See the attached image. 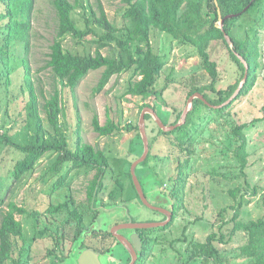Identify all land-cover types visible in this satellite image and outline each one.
<instances>
[{
  "label": "rangeland",
  "instance_id": "obj_1",
  "mask_svg": "<svg viewBox=\"0 0 264 264\" xmlns=\"http://www.w3.org/2000/svg\"><path fill=\"white\" fill-rule=\"evenodd\" d=\"M70 1L79 3L73 17L81 28L86 26L83 16L85 9L82 4L87 10L92 6L98 11L99 1L103 3L109 19L117 26L121 25L125 9V4L121 0ZM2 10L3 6L0 4V11ZM239 26L232 28V35L244 31V29L240 30ZM57 28L58 19L51 0H36L32 15L31 43L27 55L32 67L33 81L38 93L47 137L52 140H56L58 136L48 120L43 105L51 97L56 84L55 74L50 67H47V62L50 58L51 45L56 39ZM258 30L261 37L262 66L258 71V81L253 90L235 105L232 116L211 118L208 115L210 112L205 111L204 114L208 116L203 121L198 117L195 120L199 122L198 124L202 123L201 126L196 131L188 129V133L195 139L197 154L191 159L189 166L185 201L178 211L177 218L165 233L167 241L155 248L151 259L153 264H181V253L184 254L186 264L194 254L195 243L206 242L213 231L220 232L219 226L223 222L220 212L225 207L237 206L243 201L240 211V218L243 221L264 218V120L253 121L264 114V28ZM117 35L121 36V33ZM95 38L94 35H89L85 41L78 42L68 35L64 45L73 53L95 54L98 48V45L92 41ZM151 39L156 51L166 60V65L156 83V90H162L167 86L163 95L164 101L156 99L154 102L158 115L167 126H170L173 125L178 114L187 107L189 92L209 82L210 77L202 64V59L192 46L184 45L175 41L170 35L158 31L152 33ZM102 52L104 55H115L116 43L113 41L112 46L103 48ZM210 54L212 60L218 63L220 87L225 88L241 77L239 66L231 58L229 49L222 40L212 42ZM12 56L16 69L10 74V84H6L7 78L3 74L0 76V134L6 132L14 141L21 144L27 142L29 135L35 130L34 124L28 118L30 96L25 86V68L22 65L26 51L20 45ZM3 67L0 63V72ZM104 69L91 71L75 91L70 88L63 89L61 81H58V87L62 90L64 110L60 117V130L69 136L71 144L74 145L81 138L84 143L103 149L110 158L109 169L113 173L105 176L103 189L92 201L88 198V187L97 171L87 168L71 170V166L66 165L60 174L52 172L51 167L57 159V154L51 152L37 163L26 179V184L13 195L8 189L15 186L11 185L14 167L17 161L24 157V153L0 141V174H2L0 175V225L1 211L8 209L11 200H15L19 206L30 212L25 215L16 214L17 220L23 223L26 238V241L18 239L14 253L15 257L19 258V249L23 244L26 245L27 254L25 253L22 264H59L56 261L57 256L48 254L49 251L56 249L58 242L61 250L56 252L57 255L64 257L68 252L77 230V223L74 219L69 220L67 211L57 213L48 211L52 204L63 202L67 196L72 195L77 208L85 214L84 228L97 222L98 228L107 230L115 221L128 219L130 216L135 220L146 222H156L164 218L162 213L150 210L139 202L131 178L122 173L129 170L133 162L144 152V144H141L138 131L129 129L139 124L143 111V98L126 94L131 78L130 71L114 75L106 87L96 93L95 88ZM95 113H98L103 125L112 118L120 126V131L110 136L100 135L94 130L92 123ZM237 121L249 124L246 134L249 140L250 162L248 175L234 179V174L240 173L239 162L235 160L227 145L231 128ZM146 122L150 140L159 132V126L153 117H148ZM172 141H176V136L158 133L149 160L146 163L142 162L137 168V175L141 184H145L151 202L158 204L155 200H159L167 203L169 207L174 200L168 194L172 185L170 178L178 173V160L183 161L187 156V152L181 153ZM212 171L218 173H211ZM152 173L160 179L156 183L164 181L161 187H154L150 182ZM63 174H67L66 180L60 189L55 190L54 183ZM117 183L122 185L123 194L116 201V205H109L111 191ZM238 186L242 187V191L235 198L231 195V190ZM254 187H257L256 194H253ZM133 199L135 203L129 204L128 201ZM117 205H123L125 209L120 210ZM97 207L96 213L92 209ZM33 211L39 212L41 217L33 216ZM232 214L233 209H229L225 220L231 218ZM95 215H98V220L94 219ZM230 228L226 226L223 231L228 234ZM45 229H48L52 236L35 238L38 230ZM245 241L244 234L240 233L231 243L219 245L225 254V260L232 262L236 250ZM124 260L119 264L127 263V259ZM6 264L15 263L10 260ZM189 264L202 263L201 259L197 258ZM232 264H242V262L237 260Z\"/></svg>",
  "mask_w": 264,
  "mask_h": 264
},
{
  "label": "trees",
  "instance_id": "obj_2",
  "mask_svg": "<svg viewBox=\"0 0 264 264\" xmlns=\"http://www.w3.org/2000/svg\"><path fill=\"white\" fill-rule=\"evenodd\" d=\"M121 1L125 4V9L120 26H117L109 19L103 3L99 1L98 11L92 6L87 10L82 4L85 9L83 16L86 26L81 28L73 17L75 10L79 6L78 2L51 0L57 15L58 28L56 39L51 45L47 67H50L55 74L56 84L51 97L46 100L43 107L50 124L56 130V135L58 136L56 140H52L47 137L44 120L40 112L38 93L33 81L32 67L27 55L31 43L32 15L36 0H0V4L3 6V10L0 11V63L4 66L0 76L3 74L7 78L6 84H10V74L16 69L12 55L15 49L21 45L26 51L22 65L25 68V86L30 96L28 118L34 124L35 130L34 133L29 135L27 142L21 144L14 141L13 137L6 132L0 134V141L24 153V157L19 159L14 167L11 185L15 186H11L8 189L13 195L26 184V179L31 175L37 163L47 153L51 152L57 154V159L51 167L52 172L60 174L66 165H70L71 170L81 168L96 170L97 173L88 187V198L92 201L94 197L98 196L103 189L105 176L113 173L109 169L110 158L103 149L97 148L90 143H84L81 138L74 145L71 144L69 136L60 130V117L64 110L61 99L62 90L58 87V81H61L63 89L70 88L75 91L81 81L91 71L105 68L95 88V92L99 93L114 75H121L130 71L131 78L126 94L141 96L144 101L143 109L152 107L158 113L154 100L162 99L164 101L163 95L167 86L162 90H156V83L166 65V60L156 51L153 45L151 38L154 31L165 33L170 35L175 41L192 46L202 59V64L210 77L209 82L197 86L189 92V96L197 92L201 93L208 103L196 98L193 109L188 114L187 122L176 130L164 132L159 127V135L176 136V141H172L175 148H178L181 153L187 152V156H185L183 161L178 160V173L170 178L172 185L168 194L174 199L173 209L175 216L185 201V187L189 177V166L191 159L197 154L194 144L195 139L188 133V129L191 128V130L194 129L196 131L201 126L202 123L198 124L199 122L195 121L197 117L203 121L208 115L211 118L232 116V109L235 105L255 87L258 81L257 74L262 66L261 37L258 28H264V0ZM219 9L223 17L232 14L237 15L225 20L224 29L218 26L220 23ZM240 21L241 23H238ZM234 26L236 28L239 26L240 30L244 29V31L232 35ZM118 33H121V36H118ZM226 33L231 37L232 44L226 39ZM68 35H71L78 42L85 41L89 35H94L96 38L92 41L98 45L95 54L73 53L67 50L64 40ZM217 40H222L225 43L231 58L241 70V77L225 88L219 86L220 72L218 63L212 60L210 54L211 44ZM113 41L117 47L116 54L113 56L104 55L102 49L112 46ZM238 54L250 66L248 80L241 89L240 94L229 104H224L239 88L246 73V66ZM205 111L210 113L205 115ZM182 114L183 111L178 114L173 124L180 120ZM148 117L152 118L148 114L146 120ZM263 120L264 114L253 121ZM92 123L94 130L102 136H110L116 131H120V126L112 118L108 119L107 123L103 125L98 113H95ZM248 126V123L234 122L231 134L228 136V149L232 151L240 167V173L234 174V179L248 175L247 169L250 162L249 140L246 134ZM129 129L138 131L141 144H143L139 124ZM158 133L150 139L151 149L157 140ZM150 154L143 163L149 160ZM122 173L131 178L135 190L131 168ZM211 173L218 172L212 171ZM152 174L150 182L153 183L154 187H161L164 181L161 180V183H156L160 179H158L156 174ZM223 175L228 176L227 174ZM66 176L67 174L59 176L54 183L55 190L63 186ZM114 185L109 205L115 204L123 194L122 185L120 183ZM241 191L242 187L238 186L231 190V195L236 198ZM256 193L257 187H254L253 194ZM136 194L139 197L137 192ZM243 204L244 202L240 201L237 206L233 205L221 210L220 215L223 217V222L219 226L220 232L213 231L207 237L206 242L195 243L193 245L194 254L191 256L192 260L199 258L202 264H232L237 260L242 262V264H264V218L243 221L240 218ZM77 207L71 195L67 196L63 202L52 204L48 211L50 213L67 211L69 220L74 219L76 221V232L80 235L84 229L85 214L80 212ZM229 209H233V214L231 218L225 220ZM17 213L25 215L30 212L26 208L19 206L15 200H11L8 203L7 210L1 211L0 264H6L10 260L15 264H22L24 255L25 253L27 254L26 245L23 244L22 248L19 249V258L14 255L18 246V239L26 241L24 226L20 220H17ZM32 214L33 216L41 217V214L37 211H33ZM226 226L231 227L228 234L223 231ZM240 233L244 234L246 241L236 250L234 259L229 263V261L225 260V254L219 245L231 243ZM48 235L52 236L48 229L38 230L35 238H44ZM57 245H60V242ZM54 253L55 249L49 251L48 254L54 255Z\"/></svg>",
  "mask_w": 264,
  "mask_h": 264
},
{
  "label": "flooded vegetation",
  "instance_id": "obj_3",
  "mask_svg": "<svg viewBox=\"0 0 264 264\" xmlns=\"http://www.w3.org/2000/svg\"><path fill=\"white\" fill-rule=\"evenodd\" d=\"M144 185L145 184H142L144 192L151 204L157 207L166 208L172 212L171 220L167 225L152 228H122L121 226L124 224L146 222L135 220L130 216L132 219L128 218L115 221V223L105 230L98 228L96 225L97 222H94L88 228H84L80 235H78L75 231L69 250L64 257L57 255L56 252L61 250L60 245H57L54 253V255L58 257L56 261L59 264H80L79 259L81 255L85 251H92L94 254L87 256V262L90 264H119L120 262L125 261L124 258L127 259V263L124 264H131L134 259V253L137 255L135 264H153V260L151 262V259L153 257L154 250L157 246L167 241L165 240V237L167 238L165 233L168 231L169 226H171L177 218L178 212L175 216L173 203L170 207L167 203L160 202L159 200H155L158 204L152 203ZM135 190H137V188ZM136 192L138 193V191ZM138 200L139 202H142L140 196L138 197ZM128 203L134 204V199L132 201H128ZM116 204L117 203L114 205ZM142 204L145 205L143 202ZM145 206L150 210L163 214L164 218L156 222H164L168 220V216L164 212L150 208L147 205ZM116 207L120 210L125 209L123 205H117ZM93 210L97 213L98 207ZM94 219L98 220V215H95ZM112 227H114L113 231ZM122 238L127 241V244H124L121 241ZM95 254L97 256H95ZM180 257L182 258L181 264H185L184 254L181 253ZM194 260L196 259H190L186 264H189L190 261Z\"/></svg>",
  "mask_w": 264,
  "mask_h": 264
},
{
  "label": "water",
  "instance_id": "obj_4",
  "mask_svg": "<svg viewBox=\"0 0 264 264\" xmlns=\"http://www.w3.org/2000/svg\"><path fill=\"white\" fill-rule=\"evenodd\" d=\"M219 13H220V23L218 24V26L222 29H224V23H225L226 19H231V18L237 16V15L232 14V15H227L226 17H223L220 9H219ZM225 36H226V39L228 40V42L230 44H232L231 37L227 33L225 34ZM238 56L246 66V71H245L246 73H245L244 79L241 82L239 88L236 90L234 95L224 104H229L232 100H234L240 94L241 89L243 88V86L245 85V83L248 80V74H249L250 66L247 63V61L240 54H238ZM196 98H200V99L204 100L206 103H208L206 101L205 97L201 93L197 92V93L193 94L192 96H190V98L188 100V105L185 108V110L183 111V114H182L180 120L176 124H173L170 126L166 125V123L161 119V117L158 115V113L156 112V110L154 108L145 107L143 109L142 114H141V118L139 121V128H140V133H141V136L143 139L144 152L140 158H138L135 162H133V164L131 166V173H132L134 184H135L137 191L139 193V196L141 198V201L150 208L164 212L168 216V220H166L164 222H144V223H133V224L128 223V224L122 225L121 226L122 228H129V227L130 228H152V227L165 226L170 222L172 212L170 210H167L166 208L157 207V206H154L153 204L150 203V201L148 200V198L144 192L141 181L137 175L138 166L148 158L150 151H151L150 140H149L148 133H147L146 116L148 114L151 115L154 118V120L156 121V123L158 124V126L164 132H170V131L176 130L177 128L181 127L182 125H184L187 122L188 114L193 109L194 100ZM121 241L124 244H127V241L124 240L123 238L121 239ZM90 254H94V253L92 251H85L79 259L80 264H90L87 262V256H89ZM95 256H97V255L95 254ZM136 259H137V255H136V253H134V259H133V262L131 264H135ZM95 264H98V263H95Z\"/></svg>",
  "mask_w": 264,
  "mask_h": 264
}]
</instances>
